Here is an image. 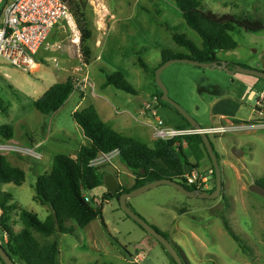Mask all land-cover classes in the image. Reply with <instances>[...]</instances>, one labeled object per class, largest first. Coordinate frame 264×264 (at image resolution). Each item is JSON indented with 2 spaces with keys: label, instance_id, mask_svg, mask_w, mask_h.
<instances>
[{
  "label": "rangeland",
  "instance_id": "374dc122",
  "mask_svg": "<svg viewBox=\"0 0 264 264\" xmlns=\"http://www.w3.org/2000/svg\"><path fill=\"white\" fill-rule=\"evenodd\" d=\"M75 2L80 5V0ZM200 2L206 11L218 15L264 22V0ZM83 9L93 31L88 44L91 53L89 63H85L80 50L79 30L76 28L78 41L76 31L67 27L57 29L56 38H53L63 46V51L58 54V63L51 58L39 61L40 66L31 73L10 66H3L0 70V126L10 125L14 128V137L10 141L37 148L43 154L41 160L20 153L5 155L10 165L25 170L26 181L22 186L5 184L3 189L12 194L21 208L34 212L40 220L45 219L49 208L34 199L37 178L50 173L56 155L76 156L80 145L86 142L71 115L75 106L78 104L82 110L95 100L99 104L105 103L106 99L96 97V94L103 88L107 75L121 73L137 95L114 86H111V91L105 92L109 102L119 112L115 113V120H107L108 126L114 128L116 123L121 122V126L115 129L122 131L123 136L154 148L163 147L166 142L158 141L153 136L152 116L144 115L147 103L160 96L155 72L162 65V51L192 55L174 41L166 25L187 34L197 45L201 44V38L186 25L174 0H88ZM232 36L238 44L237 48L218 52L216 57L264 71V30L252 32L236 28ZM142 49L145 51L140 53V57L149 66L148 72L137 62L135 53ZM69 78L82 87L88 86L87 89L75 91L59 114L45 116L40 113L34 107V102L42 97L41 93L51 87L49 85L66 82ZM161 79L169 98L181 105L195 121L191 112L193 105L200 102L198 94L208 98L212 91L216 94L233 91L240 99L237 116L222 126L244 127L210 135L223 173V190L219 198L192 199L169 185H161L131 198V208L149 224L165 232L191 264H264V198L249 189L264 178V80L243 73L230 75L226 71L187 63L170 65L163 71ZM122 82L119 81L120 84ZM252 90L256 96L249 99ZM159 115L169 127H191L181 114L163 102V98L159 102ZM49 127L51 139L44 147L36 146ZM54 138L57 141H53ZM182 146L185 157L197 165V168H186V172L195 171L207 179V191L215 190L216 177L211 173L213 165L202 139L199 136H186L182 139ZM234 150H240V157L235 156ZM118 158L117 154L110 155L98 168L106 176H116L123 188L130 189L135 184V176L131 171L125 174L112 166L120 164ZM107 191L103 184L85 192L93 200L91 204L94 207L103 204V217L84 230L76 227V231L82 235L81 241L76 234H62L60 248L71 256H77L81 264H136L130 254L134 257L142 254L143 260L138 264H172L161 244L121 209L117 199L104 200ZM15 214L19 217V211ZM221 215L244 241L248 253L226 231ZM17 222L18 228L23 227L21 222ZM73 223L70 222L68 226ZM34 235L40 244L48 243L45 235L36 232ZM96 237H99V241L94 240ZM66 244H71V247ZM91 255L94 259L89 262ZM15 261L24 264L17 258ZM65 264L75 263L70 261Z\"/></svg>",
  "mask_w": 264,
  "mask_h": 264
},
{
  "label": "trees",
  "instance_id": "16d2710c",
  "mask_svg": "<svg viewBox=\"0 0 264 264\" xmlns=\"http://www.w3.org/2000/svg\"><path fill=\"white\" fill-rule=\"evenodd\" d=\"M64 1L76 19L81 35L80 50L85 63H89L91 53L88 44L93 37L89 18L81 3L79 5L75 0ZM174 1L182 13L186 25L201 38V44L197 45L187 34L166 25V30L172 35L174 41L186 48L192 55L162 51V64L173 58H190L199 62H211L216 60L218 52L237 48L238 44L232 36L236 28L252 32L264 30V22L259 19L238 18L227 14L218 15L210 10L206 11L200 0ZM144 51L142 49L135 54L140 67L148 72L149 66L140 57V53ZM119 81L123 82L120 84ZM108 86H114L126 93L137 95V91L125 81L121 73L107 75L103 87ZM74 93L73 79L69 78L66 82L53 85L40 99L34 102V107L45 116H50L58 112ZM160 99H162L161 91L159 102ZM163 102L171 107L165 101ZM72 117L88 140V144L83 145L76 156L56 155L50 173L37 178L34 199L49 208L50 214L45 220H40L34 212L20 209L17 203L10 204L13 201V196L2 191L1 187L5 184L22 186L26 181V172L19 167L10 165L7 157L0 155V210L2 211L0 229L1 233L8 234L6 251L14 260L17 258L24 264H59V235H73L76 227L84 229L96 219H102L103 204L94 207L91 204L93 200L87 201L85 194V192L93 191L104 184L106 174L100 168L91 165L92 161L101 154L118 152L120 161L135 176V184L132 188L122 187L116 193L107 191L104 195L106 201L114 198L119 201L123 193L162 179L182 183L189 191L199 190L196 186H189L184 181V176L187 173L186 168H197V166L191 164L185 157L182 145L175 148V142H167L163 147L154 148L134 138L123 136L105 124L93 105L74 112ZM13 137L14 128L12 126H0V141H10ZM212 171L215 176L213 166ZM258 183L264 186V178ZM15 210L19 211V219L23 225V228L18 232H15L9 225L10 214ZM220 218L229 235L245 253H248L244 241L234 233L227 219L222 215ZM69 222H74V225L68 226ZM155 228L170 239L165 232ZM34 232L45 236H54V241L42 245L37 241ZM172 243L185 264H191L179 246L173 241ZM162 248L172 264H177L163 246ZM2 263L4 264L3 261Z\"/></svg>",
  "mask_w": 264,
  "mask_h": 264
},
{
  "label": "built area",
  "instance_id": "2783aa9c",
  "mask_svg": "<svg viewBox=\"0 0 264 264\" xmlns=\"http://www.w3.org/2000/svg\"><path fill=\"white\" fill-rule=\"evenodd\" d=\"M69 28L76 31V19L64 0H0V70L3 66H10L23 72L31 73L38 66L39 61L53 59L58 63V54L63 51L62 43L52 39L53 33L60 28ZM78 41H79V33ZM81 38V35H80ZM73 81L74 91L85 90ZM152 116V133L156 140L162 142H175L174 146L182 145V139L186 136H199L201 132L212 134L226 133L229 129H240L244 125L220 126L217 128H203L198 131L190 128H172L165 124L159 115V99L152 98L146 105L144 115ZM20 153L35 159H42V154L37 148L25 147L16 141H0V155ZM101 154L91 163L98 167L108 159L110 155ZM213 171H211L212 173ZM186 184L196 186L199 190H206L207 179L200 177L195 171L184 176ZM87 201L90 198L86 197ZM2 211L0 210V220ZM8 243V234L1 233L0 244ZM142 260V254L134 259L138 264ZM0 264H3L0 260Z\"/></svg>",
  "mask_w": 264,
  "mask_h": 264
},
{
  "label": "water",
  "instance_id": "95a60500",
  "mask_svg": "<svg viewBox=\"0 0 264 264\" xmlns=\"http://www.w3.org/2000/svg\"><path fill=\"white\" fill-rule=\"evenodd\" d=\"M88 0H80L82 7H86ZM175 63H187L194 66L202 67L205 69H218L221 71H226L230 75H235L236 73H243L250 76H254L256 78L264 80V71L247 68L241 65H234L230 67V63L223 60H213L211 62H199L190 58H173L165 63H163L155 72V80L156 85L162 92L163 101L169 104L172 108H174L179 114L183 116V118L191 125L192 128L201 131L203 130L202 126L199 125L197 121H195L192 116L178 103L171 100L168 95V91L166 86L164 85L161 75L163 71L172 64ZM200 138L203 141L205 149L211 159L215 177H216V188L213 191H202V190H192L189 191L182 183L170 180V179H162L158 181H154L148 184H145L141 187L131 190L130 192L123 193L119 198V204L121 209L132 219L134 220L142 229H144L147 233H149L152 237H154L171 255V257L176 261L177 264H185L183 258L181 257L178 250L175 248L174 244L171 240L166 238L163 234H161L154 226L145 221L140 215H138L130 206L129 200L131 198L139 197L142 194L148 192L151 189H154L161 185H169L183 195L192 198V199H206V200H214L221 196L223 190V173L219 160V156L217 155L215 148L211 142L210 134L207 132H201L199 134ZM240 150H234L235 156L240 157ZM242 154L243 151H242ZM104 184L108 191L111 193L118 192L122 185L116 179L115 176L109 174L105 177ZM251 192H254L264 198V186L256 183L252 184L249 187ZM0 258L4 262V264H17L15 260L11 257V255L6 251V249L0 244Z\"/></svg>",
  "mask_w": 264,
  "mask_h": 264
},
{
  "label": "crops",
  "instance_id": "0c3cea01",
  "mask_svg": "<svg viewBox=\"0 0 264 264\" xmlns=\"http://www.w3.org/2000/svg\"><path fill=\"white\" fill-rule=\"evenodd\" d=\"M55 35V33H53V35H52V39L53 38H56V36H54ZM77 43H78V41H77ZM77 47H78V44L76 45ZM38 66H40L39 64H38ZM63 83V82H62ZM51 84H53V83H51ZM57 84V83H56ZM105 83H103V85H104ZM53 85H55V84H53ZM53 85H49V86H53ZM103 85H102V87H103ZM51 87H49L48 89H45L41 94V96H43ZM111 86H108V87H103L102 89H100V93L99 94H96V97H99V98H102V99H106V102L105 103H103V104H99V103H97L96 102V100L95 101H92L91 103H90V105H93L96 109H97V111H98V113H99V115H100V117L103 119V121L105 122V124L108 126V123H109V121H107V120H115L114 118H116V116H115V113L116 114H118L119 112H118V110L116 109V107L111 103V102H109V100H108V98H107V95H105V92H108V91H111ZM214 91H212V94L210 95V97H208V98H206V97H204L203 96V94H198V98H199V103H197V104H195V105H193V107H192V112H191V114L193 115V117L197 120V122L199 123V125L200 126H202V128H217V127H220V126H222L223 124H227V123H229V122H231V121H233V120H231V118H233V119H235V117L237 116V110H238V108H237V105L240 103V99H239V96H237V94H235L233 91H227V92H225L224 94H216V93H213ZM254 91L252 90L251 92H250V94H249V99H253L255 96H256V93H253ZM74 96V94H72L71 96H70V98L67 100V102L72 98ZM66 102V103H67ZM65 103V104H66ZM65 104H64V106H65ZM98 104V105H97ZM90 105H88L87 107H89ZM109 105V106H108ZM64 106L58 111V112H56L55 114H59L60 113V111H62V109L64 108ZM110 106H113V107H110ZM80 108H79V105L77 104L76 106H75V108L72 110V112H71V115H73V113L74 112H76V111H78ZM81 110V109H80ZM105 115L104 117H102V115ZM114 117V118H113ZM118 123H119V121H118ZM121 122L119 123V124H115V127H120L121 125ZM108 127H110V125L108 126ZM115 127L113 128V126L112 127H110L111 129H113L114 131L116 130L115 129ZM182 128H185L186 129V127H182ZM60 130L61 131H63V132H65L66 131V129L65 128H60ZM116 132L117 133H119V134H122L121 132L122 131H117L116 130ZM44 138L38 143V144H36V146H38V147H40V146H42V147H44V145H45V143L46 142H48L50 139H51V137H52V135H51V131H50V127H49V129L46 131V132H44ZM83 138L86 140V142L85 143H83L82 145H80V148L83 146V145H87L88 144V140L84 137V135H83ZM53 141H57L55 138L53 139ZM80 150V149H79ZM78 150V151H79ZM77 151V152H78ZM76 152V153H77ZM42 156H43V154H42ZM119 159V158H118ZM189 159V158H188ZM189 162H191V164H193L192 163V161H191V159H189ZM119 163L120 164H118L117 163V165H112L113 167H115V168H117V169H119V170H121V172L122 173H125V174H128V173H130L129 171V169L120 161V159H119ZM193 165H196V164H193ZM197 166V165H196ZM126 167V168H125ZM20 168V167H19ZM22 169V168H21ZM128 169V170H127ZM24 170V169H23ZM25 171V170H24ZM114 176V175H113ZM116 177V176H115ZM116 179H117V177H116ZM119 182H120V179H117ZM4 186V185H3ZM1 187L2 188V191H4V187ZM5 192V191H4ZM8 193V192H7ZM12 195V194H11ZM35 198V197H34ZM12 203H17L16 202V200L13 198V201L12 202H10V204H12ZM18 204V203H17ZM19 206V208H21V206H20V204L18 205ZM150 206H151V204H150ZM21 209H23V208H21ZM161 211H164V209L163 208H159ZM17 212V210H15V211H13L11 214H10V216H11V221H10V223H9V225H10V227L15 231V232H18V231H20L23 227H17V224H18V222L17 221H19L20 222V219H19V217L18 216H16V213ZM50 214V212H49V210L47 209V213H46V217H45V219L47 218V216ZM44 219V220H45ZM70 223V222H69ZM68 223V224H69ZM92 224V223H91ZM73 225H74V223H73ZM87 228V227H86ZM86 228H84V229H86ZM83 229V230H84ZM34 234H35V232H34ZM37 234V233H36ZM77 236H76V235ZM71 235V234H70ZM73 235H75L78 239H79V241H81L83 238H82V235H81V233L80 232H77V231H75V233L73 234ZM94 235H95V233H94ZM60 236L61 235H59V241H60V245L62 244V242H61V240H60ZM63 236H65V235H63ZM81 236V237H80ZM44 237H47L46 239V241H48V243H44V244H49V243H52L53 241H54V236H44ZM94 240H96V241H99V237H96V238H94ZM42 244V243H41ZM44 244H42V245H44ZM66 246L67 247H71V244H66ZM95 246H93V248H94ZM128 252V251H127ZM137 255H140V254H137ZM137 255L134 257L133 255H131L130 254V256L134 259V258H136L137 257ZM94 259V257H92V255L91 256H89L88 257V260H89V262H91L92 260ZM143 260V259H142ZM141 260V261H142ZM70 261H73L75 264H81V261L79 260V258L77 257V256H71V255H69V254H67L66 252H64L61 248H60V256H59V259H58V262H59V264H65V262H70ZM92 264V263H91ZM103 264H105V263H103ZM169 264H171V263H169Z\"/></svg>",
  "mask_w": 264,
  "mask_h": 264
},
{
  "label": "flooded vegetation",
  "instance_id": "af4514ba",
  "mask_svg": "<svg viewBox=\"0 0 264 264\" xmlns=\"http://www.w3.org/2000/svg\"><path fill=\"white\" fill-rule=\"evenodd\" d=\"M216 60H223V59H218L217 57H216ZM224 61H227V62H229L230 63V67H232V66H234L235 64H233L232 62H230V61H228V60H224Z\"/></svg>",
  "mask_w": 264,
  "mask_h": 264
},
{
  "label": "clouds",
  "instance_id": "9594fccd",
  "mask_svg": "<svg viewBox=\"0 0 264 264\" xmlns=\"http://www.w3.org/2000/svg\"><path fill=\"white\" fill-rule=\"evenodd\" d=\"M4 247V246H3Z\"/></svg>",
  "mask_w": 264,
  "mask_h": 264
}]
</instances>
